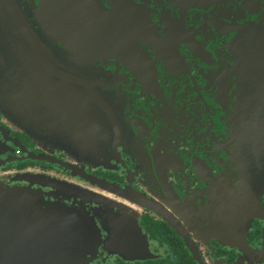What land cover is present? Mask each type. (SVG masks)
<instances>
[{
    "label": "flooded vegetation",
    "instance_id": "obj_1",
    "mask_svg": "<svg viewBox=\"0 0 264 264\" xmlns=\"http://www.w3.org/2000/svg\"><path fill=\"white\" fill-rule=\"evenodd\" d=\"M56 1L0 0V186L76 209L52 231L68 263L264 264V69L232 70L215 25L264 41V0H84L114 43L92 55L58 43L89 31ZM122 26L150 36L120 44Z\"/></svg>",
    "mask_w": 264,
    "mask_h": 264
},
{
    "label": "water",
    "instance_id": "obj_2",
    "mask_svg": "<svg viewBox=\"0 0 264 264\" xmlns=\"http://www.w3.org/2000/svg\"><path fill=\"white\" fill-rule=\"evenodd\" d=\"M123 1V0H122ZM122 4H132V0L123 1ZM203 1V0H202ZM221 2V0H214ZM225 1V0H223ZM250 0H228L231 5V11L236 7L241 10L246 6ZM57 11L62 15H69L72 11L77 14L73 15L77 21L82 22L79 28L84 29L83 26H88L89 40H73L74 36L65 31L66 27H59L63 33L60 37L57 34L56 40L66 49L75 53H89V55L99 53L102 49L108 47L106 51H111L114 43L106 45V40H102L100 36V27L97 25L96 18L85 15L81 5L84 0H57ZM260 3L255 1V6ZM248 5H251L249 3ZM259 6V5H258ZM17 14L16 12H13ZM125 13V11H122ZM220 15L221 13L218 12ZM71 17V15H70ZM216 15V29L218 32H225L228 30V52L237 56L233 59L229 67L236 72V70L246 69H264V41L258 36L259 29L251 31L247 23L239 24L235 18H228V23L224 18H219ZM60 20V18H57ZM19 28L25 33L26 39L33 46L32 50L40 51L37 46L38 41L33 36L30 28L22 22L19 23ZM49 30V27H45ZM249 28V33L248 30ZM75 29V28H73ZM120 44L125 43L122 39L127 36V39H133L132 43L140 41L142 38L150 36V30L143 28L137 32H132L130 27L122 26ZM238 33V34H237ZM232 34V35H230ZM260 34V32H259ZM234 35V36H233ZM252 35V36H251ZM152 40H148L151 47L156 52L166 54L167 48H164L162 39L158 33L152 30ZM113 39V36L111 37ZM128 43V42H127ZM118 44V43H117ZM137 47V45H136ZM35 51V52H36ZM134 51H139L134 48ZM38 53V52H37ZM86 60H93L87 58ZM41 61L47 65L46 59L42 57ZM2 63V61L0 62ZM13 74V73H12ZM17 74V73H16ZM241 76H244L240 74ZM64 80L66 78L75 80L68 75H62ZM16 77H18L16 75ZM15 77V78H16ZM14 78V79H15ZM15 83L18 80L15 79ZM81 82L80 80H77ZM89 88H92L86 80ZM2 80H0V85ZM10 113L17 116L15 108L7 107ZM71 108V111L74 110ZM106 108V107H105ZM55 111L62 113L68 112L66 108L61 105H55ZM15 112V113H14ZM69 113V112H68ZM65 114V113H64ZM60 136L58 140H62ZM106 184V183H104ZM76 212V209H70L59 204H50L44 201L34 191L23 188H5L0 186V264H72L63 261L61 254L65 251L56 249L51 245V240L54 238L53 230L75 227L73 219L70 218V213ZM69 217V218H66Z\"/></svg>",
    "mask_w": 264,
    "mask_h": 264
}]
</instances>
